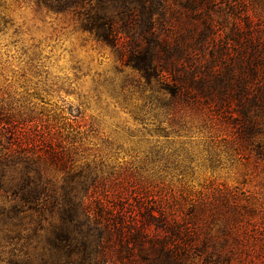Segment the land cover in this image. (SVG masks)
Segmentation results:
<instances>
[{
  "label": "rangeland",
  "instance_id": "obj_1",
  "mask_svg": "<svg viewBox=\"0 0 264 264\" xmlns=\"http://www.w3.org/2000/svg\"><path fill=\"white\" fill-rule=\"evenodd\" d=\"M210 1L212 18L227 32L236 3L242 12L243 1L250 10L258 1L264 15V0ZM97 3L0 0V157L7 150L45 151L66 163L44 167L42 204L74 198L97 215L101 205L115 207L127 224L143 222L155 207L173 208L197 245L188 263L203 264L196 251L207 239L215 245L230 237L233 246L234 231L242 244L234 264H255L264 255V239L249 225L252 218L264 222V163L249 151L255 146L238 145L214 103H171L158 80L149 84L125 67L124 54L84 26ZM210 57L209 48L180 64L191 72ZM20 169L0 172V212L23 184ZM236 210L243 215L239 225L232 221ZM45 211L15 221L0 215V264H69L53 247L60 216ZM135 258L145 264L139 253Z\"/></svg>",
  "mask_w": 264,
  "mask_h": 264
},
{
  "label": "trees",
  "instance_id": "obj_2",
  "mask_svg": "<svg viewBox=\"0 0 264 264\" xmlns=\"http://www.w3.org/2000/svg\"><path fill=\"white\" fill-rule=\"evenodd\" d=\"M64 1L69 7L90 0ZM97 2L87 14L84 26L98 41L119 49L124 54L125 67L138 72L149 84L158 80L161 93L169 95L171 103L194 106L214 103L222 119L228 117L225 122L238 145L249 149L255 146L249 151L264 163V15L257 7L258 1L251 10L243 1L246 10L242 12L238 8L241 3L233 5L236 18L228 32L212 18L210 0ZM209 48L211 57L203 63V69L189 72L184 63L180 64L181 60L202 58ZM218 65V71L214 70ZM6 127L15 134L12 123ZM259 136L263 138L257 140ZM53 158L45 151L24 153L17 149L1 155V173L15 171L20 169L18 165L25 164L19 170L23 184L18 192H13L14 203L7 212H0L3 218L15 221L29 213L41 218L48 208L51 213L59 214L61 224L52 225L53 247L56 258L69 264L111 261L138 264L135 262L138 253L145 264H190L193 247L197 245L186 234L187 221L173 208L155 207L142 216L143 222L127 224L123 211L115 207L105 209L101 205L97 215L89 204L80 202L75 206L74 198L42 204L41 197L47 192L42 184L44 167L56 160L61 166L66 165L61 159ZM104 213H107L105 217ZM242 219L243 215L236 210L232 221L239 225ZM249 225L254 235L264 239V222L258 225L252 218ZM151 226L155 233H151ZM232 236L233 246L228 242L230 237L215 245L207 239L198 246L196 252L202 263L234 264L242 244L236 232ZM149 254H154V258ZM74 256L80 259L73 261ZM257 257L255 264H264V255Z\"/></svg>",
  "mask_w": 264,
  "mask_h": 264
}]
</instances>
